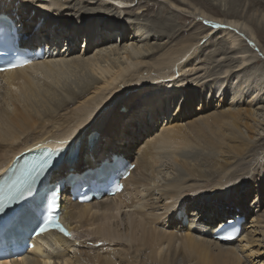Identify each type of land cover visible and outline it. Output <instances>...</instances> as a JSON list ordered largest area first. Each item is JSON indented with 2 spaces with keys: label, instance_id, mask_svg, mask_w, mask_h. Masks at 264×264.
<instances>
[{
  "label": "bare ground",
  "instance_id": "6f19581e",
  "mask_svg": "<svg viewBox=\"0 0 264 264\" xmlns=\"http://www.w3.org/2000/svg\"><path fill=\"white\" fill-rule=\"evenodd\" d=\"M9 1L12 0H0V12L7 13L10 18L16 20L18 26L21 25L19 34L26 37L20 39V46L36 48L44 44L50 48L41 62L0 73V173L11 162L40 142L50 145L69 144L68 153L70 151L80 153L74 165L69 160L62 159L49 176L50 182L57 177L65 176L69 171L81 172L93 168L104 159H107L109 163L113 154L135 164L132 173L124 181L123 190L112 197L77 205L66 196L65 189L60 205L62 218L73 235L68 238L56 232L44 233L34 240L32 249L17 256L16 260L12 259V264H49V262L50 264H136V262L138 264H264V228L259 226L264 214H258L264 201L259 200V204L250 209L243 201L238 202L242 195H245V192L242 194V191L246 190L243 189L244 183L241 186L242 189L223 184L226 181L224 175L232 173L231 166L227 164V159L230 157L225 159V156L233 152L239 155L249 147L247 140L237 132L238 126L243 125L252 134L255 131V127L250 123L251 118H254L251 108L228 107L217 113L213 110V114L209 112L208 116H197L199 118L193 120V123H189L187 127L182 125L161 127L158 132L152 131L143 138H136L142 126L146 124L145 126L149 128L156 115H163V107L169 106L171 97L155 95L157 88L165 85V88L169 90L177 82L174 77L185 73L182 71L186 67V57H188L186 55L192 56L201 51L199 40L193 42V38L185 37L179 42L180 46L178 45L177 48L163 49L161 45L163 47L161 51V47L155 44V52H147L153 48V46L145 48L150 39L165 37L171 40L177 32H182L183 27L174 30L170 24L167 26L168 24L163 23L165 17L162 15L156 17V20L152 19L149 22L151 25L146 21L145 23L139 21L129 23L127 26L125 22L123 26L117 21L102 17L101 12H105L102 9L112 6L109 4L113 3L119 7L129 1H123V3L119 0H108L109 4H103L106 0H98L99 3L95 6L100 8L95 10L89 7L83 11V13L89 11L88 17H92L83 19L82 13L81 16L74 18L80 21L74 25L67 24L68 21L64 20L42 19V17H48L51 12H54L56 16L69 10L67 5H58L57 0H44L38 3H33V0H19L21 3L18 5H14L17 0H13V3H8ZM87 1L91 2V0ZM173 1L178 2V0ZM240 1L236 0L235 4L237 5ZM248 1L249 7L257 6L264 9V0ZM204 3L207 4L205 0ZM143 6L136 12L137 17L156 7L154 3H146ZM59 9L63 12H57ZM214 9L213 17L217 20L224 19L229 23L225 25L226 28L221 25L218 31L215 30L218 34L223 33L222 35L226 38L230 36L231 31L225 29H229L230 23H232L231 27L238 24L236 23L238 13L233 11V8L232 11L224 12L216 7ZM32 12L34 16L31 15ZM165 12V9L164 12L161 10V13ZM201 15L207 16L204 13ZM189 22L187 26H192L191 28L197 26L196 23ZM26 24L29 25L28 30H24ZM50 24L56 27L49 26ZM123 27L129 28L134 35L132 33L126 35ZM198 27L201 33H204L201 37H208V26L200 24ZM145 28L146 32L151 31L156 34L144 33ZM234 29L236 30L235 27ZM40 31H46L43 32L46 36H42ZM255 34L264 42V26L256 27ZM79 37L86 39L83 43L84 48L75 51ZM63 38L67 41L66 46H60ZM142 38L146 40L145 44L143 43L145 46L137 43ZM234 39L236 40V37ZM88 40L93 46L95 45V48H89ZM69 45L71 47L68 49ZM194 46L196 50L193 51ZM242 48L245 50L247 47ZM239 49L236 51L240 53L242 49ZM114 51L117 52L115 53L117 61L108 63L106 60L109 61L108 56ZM105 52H107L106 55ZM238 62L239 67L247 64L245 61V64L243 61ZM254 62L257 63L259 60L254 59L252 63L250 61L251 64ZM78 69L96 77L90 74L84 75L87 76L86 80L79 76L78 89H74L68 85V82L69 78L74 76L73 72ZM245 81H241V84L243 85ZM159 82L167 84L161 85ZM150 84H154L152 91L146 90L138 97V101L132 102L131 107H125L122 111L118 110L119 106L112 109V103L121 95L124 96L135 89H138L137 92L140 93L144 85V88L146 86L150 88ZM219 86L216 87L217 90L220 89ZM208 88L211 90L214 85H208ZM229 88L230 86L228 90ZM231 90L232 93L239 91ZM181 96L185 99L181 106L187 110L192 108L198 98L203 103L200 104L201 108L209 103L202 95L198 96L192 90H189L187 94L181 91ZM146 99V105L140 107L139 105ZM107 125L110 126L105 128ZM224 144L226 148L223 147ZM192 146L193 148L198 146L203 151L217 152L225 161L220 162L218 156L214 158L206 155L202 156V160H198V156H195L192 162L183 160L182 169L185 170L184 172L187 171L186 175L182 177L184 173L181 174L179 171L181 175L178 174L176 177L171 175L174 178L166 182L167 185L164 188H159L161 181L159 179L161 169L157 168L159 158L164 155L180 157V149L184 150ZM133 147L135 149L129 151ZM80 148L85 149L84 158H81L83 152L79 151ZM125 151L127 152L124 153ZM199 155L202 154L199 153ZM253 155L256 156L255 153ZM249 164L238 171L250 173ZM102 167L107 169V166ZM138 170L145 174L143 179H134ZM259 172L264 175V170L261 169ZM213 174L219 178L212 182L215 183L212 187L209 186L211 182L210 184L208 182L209 185L207 184L205 191L203 190L204 192L200 195L191 198L183 196L186 188L194 186L198 178L207 179L209 176L211 178ZM239 174L237 172L232 176L236 178ZM146 176L152 183L147 182ZM187 183L189 184L186 185ZM184 187L185 190H182ZM192 190L190 189L189 192H193ZM225 201L228 202L225 203ZM175 204L178 209H174ZM159 209L163 212L155 213ZM129 210L134 211V215H127V213L122 215L123 211ZM235 210L237 212L234 215L227 216ZM248 211L251 212L248 213L250 217H248ZM245 215L247 218L241 224L240 235L235 240L222 243L212 238L213 230L219 224L230 219L235 221L236 218ZM33 218V214L30 213L24 217L23 223ZM121 220L124 222L122 228L124 233L118 232ZM214 223L217 224L213 225ZM78 233L83 235L76 237ZM78 238L80 242L77 241ZM99 242L100 246L96 247L95 244ZM8 260L11 261L10 257L2 258L1 264H6Z\"/></svg>",
  "mask_w": 264,
  "mask_h": 264
},
{
  "label": "rangeland",
  "instance_id": "374dc122",
  "mask_svg": "<svg viewBox=\"0 0 264 264\" xmlns=\"http://www.w3.org/2000/svg\"><path fill=\"white\" fill-rule=\"evenodd\" d=\"M12 1H9L8 3H11ZM41 1L43 2L44 0H33V3H38ZM86 1L87 0H83V1L82 0H72V1L71 0H57L58 5H63V6L67 5L66 7L69 6V10L64 11V14H60V15L55 16L54 12H51L48 14V17L47 16L44 18L42 16L41 17H42V19H46L49 21L64 20V21H68L67 24H69V23H72L71 25H74V23L78 24L80 22L79 19L74 20V18L77 16H81L85 8H89V7H90V9L100 8V6H95V4L99 3L98 0H91V2H88V1L86 2ZM119 1H121V2H123V1L128 2L129 1V2L128 3L123 2L124 3L123 5L117 7V6L113 5V3L109 4L108 0L104 1L103 4L112 5L111 7L106 6V8H103V9L101 8L102 10H105V12H103V11L101 12L102 17L105 16L104 19L111 20V21H117L119 23V25H123V26H124V22H125V25L127 26L129 23H137L139 21L141 23H145V21H146V23L147 22L149 23V22H151L152 19L156 20L160 15H162L163 17H165L163 19V23L168 24L167 26H169V24H170L174 30L178 29L179 27L180 28L183 27L182 32L179 31L175 34L174 38L172 37V39H171L172 41L170 39H169L170 41L167 40V38H165V37H161V39H150L145 48H147V46H149V47L153 46V48H150V50H147V52L154 53L156 50L154 48L155 44H158L159 47H161V51H162L163 47H164L163 49L168 48V47L177 48L180 46L179 42L181 40H183L185 37L193 38L194 39L193 42H197L199 40V47L201 49V51L196 52L192 56L186 55V56H188V57H186L187 58L186 67L182 71L185 73L179 77L178 76L174 77V79H176L178 82V83L177 82L175 83V81H174V83L176 85L174 84L168 90L165 88V85H164L167 83L159 82L161 85H164V86L162 88H157V92L155 93V95H168L171 97L172 101H169V104H168L169 106L167 108H166V106L163 107V115H156V117L153 120L154 122H152V124L150 125L151 128L146 127L145 126L146 124L144 126H142L139 133H137L138 136H136V138H143L147 133L152 132V131L158 132L161 127H166V126L178 127L181 125L184 127H187L189 123L192 124L193 120L199 118L202 115L205 117V116H208L209 112L213 114V112L215 111L217 113L219 111H222V109L223 110L227 109L228 107H232L233 109L251 108L253 110V117L255 119L251 118L250 123L255 127L254 128L255 131H253L254 133L252 134L243 125L238 126L239 130H237V132L239 133V135L241 134L242 138L247 140V142L249 143L248 144L249 147L244 149L245 151L241 152L239 155L237 153L233 152L232 154L225 156V159L230 157L227 159V161H228L227 164L229 166H231L230 169H231L232 173H231V175H226V174L224 175V179L226 181H224L223 184H225L226 186L227 185H232L233 187L236 186L238 189H242L241 186L244 183L245 186L243 185V189H246V190L242 191V194L245 192V195H242L241 199L238 202L243 201L247 205V207H249L250 209H251V207H254V205L259 204V200H260V202L264 201V175H263V173L260 174V172H259L261 169L264 170V42L262 40H260L259 37H257L255 34V28L256 27L264 26V9L261 7H257V6L249 7V1L248 0H241L240 2H238L237 5L235 4L236 0H205L207 2V4L204 3V0L201 1L202 3L200 1H198V2H200V3H198L195 0H178V2L173 1V0H156V1H154V0H141V1L140 0H119ZM67 2H68V4H66ZM194 2H196V3H194ZM19 3H21V1L17 0V1H15L14 5H18ZM78 3H79V5H78ZM136 3H137V5H136ZM146 3H148V4L154 3L156 5V7L152 10H149L144 15L137 17L136 12L140 11V9H142V7H144L143 5H145ZM82 5H85L86 7L82 6ZM134 5H136V6H134ZM210 6L212 7L211 9H210ZM214 7H216L217 9H219L222 12L232 11V8H233V11H236L238 13V20L236 22L238 24H235V26H234L236 28V30L234 29L233 26H232L233 28L231 27L232 23H230L229 29H225V30L226 31L230 30L231 32L232 31H234V32H232V34L230 32V36H226V38H225V36L222 35L223 33L218 34V33H216L215 30L218 31L220 29L221 25L225 26L227 24L229 25V23H227V21H225L224 19H221V20L218 19L217 20V18L213 17L214 16L213 15L214 10H215ZM112 8H115V9L112 10ZM164 9L166 10V12L161 13V10L164 12ZM59 11L63 12V10H61V9H59L57 12H59ZM66 12H68L69 14ZM201 13L207 14V16H203V15H201ZM83 14H84L83 19H90L92 17V16L88 17L89 11H87ZM31 15L34 16V13L32 12ZM204 17H206V18H204ZM135 19H137V20H135ZM184 19H186V20H184ZM206 19H208V20H206ZM189 21L191 22V24L196 23L197 26H195L193 28H191L192 26L191 27L187 26V23ZM83 23H85V22H83ZM85 24H88V23H85ZM200 24L205 25L206 27L208 26V31H209V32L207 31L208 37H206V38L201 37V35H203L204 33L202 34L201 29L198 27V26H200ZM209 24L211 26H209ZM31 26H33V25H31ZM36 26H37V24H36ZM49 26H53L54 28L56 27V25H54V24H50ZM33 27H35V25ZM39 27H40V23H39ZM67 27H69V26H67ZM223 27H222V29H223ZM28 28H29V25L26 24L24 30H28ZM123 28H124L123 31L126 33V35L132 33L129 28H126V27H123ZM225 28H226V26H225ZM212 29H213V31H212ZM145 30H147V29L146 28L143 29L144 33H146V34H148V33H151L154 35L156 34V33H152L151 31L146 32ZM102 31H104V30H102ZM43 32H46V31H42V32L40 31L42 36L45 37L46 35L43 34ZM231 35H233L234 37H232ZM79 36H81V35H79ZM21 37L25 38L26 35L23 36V34H21ZM98 37L102 38V36H100V35H98ZM235 37H236V40L235 39L233 40V38H235ZM237 37H239V38H237ZM39 38H41V37L39 36ZM85 40L86 39L82 38V37L78 38V40L76 42L75 51L81 50V48H84L83 43ZM143 40L144 39L142 38L141 41H138L137 43L141 46H145L144 42H146V40H144V41ZM204 41H206V42H204ZM246 41H247V43H246ZM230 42L231 43L233 42L232 43L233 46H232V44H230ZM66 43H67L66 39H64V38L61 39L60 46H64ZM91 43L92 42H90L89 48L90 49L95 48V45L93 46V44H91ZM235 43H236V45H235ZM243 46H245L247 48H245V50H244V48H242ZM70 47H71V45H69L68 49ZM229 47H231V48L228 49ZM89 48H87L88 51H90ZM194 48H193V51L196 50V46H194ZM225 48H227V50ZM239 48L242 50H240ZM217 49H218V51H217ZM237 49L240 50V53L238 51H236ZM93 51L94 50H92V52ZM190 51H192V49ZM160 52H158V53H160ZM106 53L107 52H105V55H106ZM115 53H117V52L114 51V52L110 53L111 55L108 56L109 61L106 60L108 63H114L117 61V55ZM235 53H237V54H235ZM113 54H115V55H113ZM254 59L259 60V62H257V63L254 62L253 64H251ZM238 61H240V62L243 61V63L245 61L247 64L245 66L243 65V67L242 66L239 67ZM250 61H251V63H250ZM238 68H240V69H238ZM187 69H188V71H187ZM80 71L81 70H79V69L75 70V72H73L74 76H71V78H69L68 85H70L74 89H78L79 83L77 81H80L78 78L79 76H81L80 78H86V80H87V76H84V75L90 74L94 78L96 77L87 71H84V70H83L84 72L83 71L80 72ZM220 72H221V74H220ZM181 73H179V74H181ZM243 80H246V81L242 85L241 81H243ZM211 84L214 85V88L210 90L208 88V85H211ZM60 85H62V83H60ZM150 85H151L150 88H148L147 86H146V88H144L145 87V85H144L143 88L140 90V93L137 92L138 89H135L132 92H130L124 96L121 95L117 100H115L112 103V105H111L112 109H115L119 106L118 110L122 111L123 109H125V107L126 108L131 107L133 105L132 102L134 100L138 101V99H139L138 97L141 94L145 93L146 90H148L149 92L152 91V88H153L152 85H154V84H150ZM218 85H220L219 90L216 89V87ZM200 86H202V87L200 88ZM203 86H204V89H203ZM228 86H230L229 90H228ZM231 89H235L236 92L238 90L239 91H238V93H232ZM189 90L194 91V93H196V95H198V96L202 95L205 98L204 100L206 102L208 101L209 103H206V105H204L201 108L202 105H200V104H203V103H202V101H199V98H198L197 100H195V103L193 104L192 108L187 110L185 107H182L181 105L184 103L183 100H185V99H184V97L181 96V91H183V93L186 92V94H187V92H189ZM221 92H222V94H220ZM231 95H233V96H231ZM222 97H224V99H221ZM122 102H124V103H122ZM146 103H147V99L143 100L141 105H139V106L144 107L146 105ZM165 104L167 105V102ZM203 113H205L206 115H204ZM197 116H199V117H197ZM148 123H150V122H148ZM109 126L110 125H107L105 128H107ZM147 126H149V125H147ZM92 127H94V126H92ZM130 130H133V129H130ZM249 135H251V137H249ZM225 142L227 143L228 141L225 140ZM135 143H138V141H135ZM223 147L226 148L227 147L226 144H224ZM134 149L135 148L133 147L129 151H132ZM79 151L83 152L81 158H84L85 157L84 156L85 149L80 148ZM197 151H200V152L197 153ZM126 152L127 151H125L124 153H126ZM179 153H180V157H179V155H176L177 156L176 158L175 157L173 158V156H171V155H169V157L167 155L166 156L164 155V157L159 158L160 162H158L157 168L161 169L160 175L162 176V177L159 176L160 177L159 179L161 180L160 184H159V188H164L167 185L166 182L170 181L172 178L176 177L178 174L181 175L182 173H184L181 175L182 177L186 175L187 171L184 172L185 170L182 169L183 160H188V161L192 162L193 161L192 159L195 156H198V160H202L201 159L202 156L206 155L208 157L213 156L214 158H216L218 156V158H219L218 160L220 162L225 161V159H223L222 157L219 156V153L208 152L207 150L203 151L198 146L197 147L194 146V148L192 146V148H185L184 150L180 149ZM199 153H201L202 155H199ZM253 153H255L256 156L253 155ZM161 154H162V151H161ZM181 154H184V155L182 156ZM72 155L74 158V157H78L80 155V153L73 152ZM232 156H233V158H232ZM181 160H182V162H181ZM250 160H252V161L250 162ZM246 164H249L248 170H250V173L247 174V173H243V172L238 171V169L242 168ZM157 168H156V170H157ZM175 169H177V170H175ZM246 170L247 169H245V171ZM179 171L181 174L179 173ZM237 172L240 173L239 177L233 178L234 175L232 176V174L236 175ZM142 173H143L142 171L138 170L137 173L134 175V179H143L145 174L143 175ZM171 175H173V176L175 175V176L173 177ZM214 175L215 174L211 175V178H210V176L207 177L208 180L204 179L205 177L198 178V181L195 182V185L192 187H187L186 190H185V187L182 188V190H185L183 192V194H184L183 196L191 198V197H194L196 195H200L202 192L205 191V187L207 186L208 182H209V184L211 182V184L210 185L208 184V185L212 187L215 184L212 182L216 181L217 180L216 178H219V176H216V175L214 176ZM146 178H147V182H149V177L146 176ZM232 179L233 180L235 179V180L233 181ZM210 180H212V181H210ZM229 180H231V181L228 182ZM192 181H193V179L191 178V182ZM226 182H227V184H226ZM149 183H152V182H149ZM189 183H187L186 185H188ZM190 189H193L192 190L193 192H189ZM194 189H196V190L194 191ZM206 189H208V187ZM144 198H146V197H144ZM166 202L168 203V201H166ZM226 202H228V201H225V203ZM263 203L264 202H262V204ZM174 207H175L174 209H178L176 204ZM161 209L155 211V213L163 212ZM259 211H260V213L258 212V214H261V215L264 214L263 213L264 212V205H262V207L260 208ZM236 212H237L236 210L231 211L230 214L227 216L228 217L232 216ZM249 212L250 211H248L247 214ZM125 213H127V215L128 214L134 215L133 214L134 211H132V210L123 211L122 215ZM122 215H120V216H122ZM248 217H250V214H248ZM246 218H247V215L244 216V221ZM123 225H124V222L122 221L121 227L119 228L118 232L124 233V230L122 229ZM259 226L264 228V217L263 218L261 217V222L259 223ZM82 235L80 233H78L76 235V237L82 236ZM79 240L80 239L78 238L77 241L80 242ZM99 244H100V242L96 243L95 246L97 245L96 247H98V246H100ZM175 244H176V242H175ZM116 248H118V247H116ZM84 249H88V248L84 247ZM261 261L262 260H260V262ZM254 262H256V261H254ZM136 264H138V262H136Z\"/></svg>",
  "mask_w": 264,
  "mask_h": 264
},
{
  "label": "snow or ice",
  "instance_id": "6c2138e0",
  "mask_svg": "<svg viewBox=\"0 0 264 264\" xmlns=\"http://www.w3.org/2000/svg\"><path fill=\"white\" fill-rule=\"evenodd\" d=\"M29 63V61H22L19 64H13L10 65V67H22L24 64ZM7 69H0V71H5ZM23 189V183L16 181L13 182L11 185H8L6 187H0V212H3L5 208L7 207L8 203L14 202L15 199H22L23 195L25 194ZM55 197L53 196V199L49 201V213H51L53 205H54ZM49 228H55L62 232L65 236H71V233H69L59 222L58 217H54L52 215H49L43 222V224L40 226L39 231L45 232ZM50 264V262H49Z\"/></svg>",
  "mask_w": 264,
  "mask_h": 264
}]
</instances>
